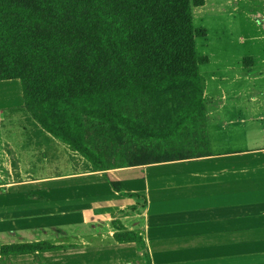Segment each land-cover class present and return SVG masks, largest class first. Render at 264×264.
<instances>
[{
	"label": "trees",
	"instance_id": "1",
	"mask_svg": "<svg viewBox=\"0 0 264 264\" xmlns=\"http://www.w3.org/2000/svg\"><path fill=\"white\" fill-rule=\"evenodd\" d=\"M203 5L0 0V81L19 80L31 118L95 171L208 157L199 74L208 58L197 56L191 14ZM113 227L119 243L142 240L120 222ZM73 247L38 241L1 254Z\"/></svg>",
	"mask_w": 264,
	"mask_h": 264
},
{
	"label": "crops",
	"instance_id": "2",
	"mask_svg": "<svg viewBox=\"0 0 264 264\" xmlns=\"http://www.w3.org/2000/svg\"><path fill=\"white\" fill-rule=\"evenodd\" d=\"M223 1L236 11L251 8L253 26L254 0ZM205 5L206 0L194 8ZM243 58L239 66H227L203 80L210 156L106 171H95L86 162L83 169L54 177L9 184L0 180V187L6 188L0 197L21 204L0 216V264H33V254L4 256L1 248L50 240L9 241L35 229L43 235L47 230L56 234L68 229L69 244H50L74 246L67 251L35 253L40 264H48L47 256L62 252L81 253L79 264H127L131 259L133 264H264V86L256 84L264 80V73L255 77V66L251 60L246 63L253 58ZM236 84L240 86L232 88ZM209 106L220 113L231 112L215 122L216 139L208 133ZM18 115L36 129L35 134L55 142L51 151L58 148L57 143L73 155L31 118L19 80L0 81V121ZM233 144L242 149L236 150ZM241 158L244 162L238 161ZM111 182L119 183L123 193L114 191ZM40 186L46 190L38 195L47 198L43 209L50 211L49 217L38 216L31 222L29 189L33 187L36 194ZM113 222H120L142 240L117 242L119 232Z\"/></svg>",
	"mask_w": 264,
	"mask_h": 264
},
{
	"label": "rangeland",
	"instance_id": "3",
	"mask_svg": "<svg viewBox=\"0 0 264 264\" xmlns=\"http://www.w3.org/2000/svg\"><path fill=\"white\" fill-rule=\"evenodd\" d=\"M262 6H264V0H254L253 7H255L256 10L254 11L256 12H254L253 26L251 25V8L249 10L244 9L245 12L236 11L223 0H206V5L202 8L191 7L193 28L196 32L194 39L195 50L198 57L208 58L207 64L199 66L202 84H204L203 80L207 79L206 76L210 77L213 72H222L227 66L231 68L239 66L243 57L253 58L246 60V63L249 64L251 60L252 66H255V77H259L264 73V18L262 17L264 11ZM248 15L249 18H247ZM200 30H203L205 34L200 33ZM256 84L264 86V80L256 82ZM239 86L240 84H236L232 88H238ZM206 108L208 113L211 111V113L207 114L209 115L208 133L211 134L213 139H216L219 134L215 133L217 131V128L213 127L215 122L229 116L231 112L220 113V111L211 110L210 106ZM254 128H258V125H255ZM35 130L33 126L19 115L9 116L2 122L0 121V180L3 184H9L14 181H34L44 177L72 173L71 171H78V169H83L81 168L83 165H86L87 161L80 154L73 151V155H71L66 149H61L60 144L56 143L58 148L51 151L50 149L51 147L53 148V143L55 142L46 140L43 137L45 136L44 134H35ZM234 133L238 134V132ZM256 133L258 131H255ZM173 147L175 145L170 148ZM177 147L179 146L175 148ZM232 147L236 150L242 149L239 144H233ZM238 161L244 162V158L238 159ZM71 165L76 166V168L71 167ZM5 189L0 187L1 194H5ZM44 189V187L40 186L39 190H36V194L32 192L35 190L33 187L29 189L31 222L38 216L49 217L50 211L43 209L48 206V203L45 202L47 198L44 200L45 197L42 196V199H39L40 195H38L40 191H46ZM49 189L51 191L55 190L56 193L58 192L56 188ZM61 200L63 201L64 199L61 198ZM19 205L21 204L7 202L0 197V216L7 209L15 208L14 210H17ZM38 206H41L39 207L40 210L43 209L40 213L38 212ZM64 212L69 213L68 209H65ZM51 232L53 231L47 230L46 235H43L39 230L35 229L29 233L17 234L12 237L13 240L9 241L16 243L18 239L29 237L31 241L37 238H48L51 241H43L69 244L70 233L68 229H61L56 234H51ZM76 255L73 253L63 254V252L49 255L46 257L48 258L46 262L48 264H79L83 260V255L81 253H76ZM32 256L35 257L33 258V264H40L37 260L38 255L33 254ZM130 262L127 264L134 263L132 259Z\"/></svg>",
	"mask_w": 264,
	"mask_h": 264
}]
</instances>
